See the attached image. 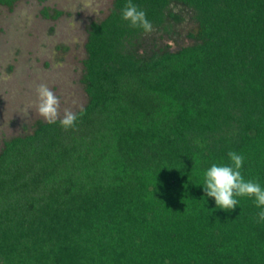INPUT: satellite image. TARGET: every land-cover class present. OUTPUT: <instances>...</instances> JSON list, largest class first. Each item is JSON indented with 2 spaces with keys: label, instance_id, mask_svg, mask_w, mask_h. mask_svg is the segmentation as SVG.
I'll use <instances>...</instances> for the list:
<instances>
[{
  "label": "trees",
  "instance_id": "trees-1",
  "mask_svg": "<svg viewBox=\"0 0 264 264\" xmlns=\"http://www.w3.org/2000/svg\"><path fill=\"white\" fill-rule=\"evenodd\" d=\"M128 2L87 25L74 127L3 142L0 264H264L254 198L225 212L201 185L234 151L264 188V0H131L152 29L194 23L148 53Z\"/></svg>",
  "mask_w": 264,
  "mask_h": 264
},
{
  "label": "rangeland",
  "instance_id": "rangeland-1",
  "mask_svg": "<svg viewBox=\"0 0 264 264\" xmlns=\"http://www.w3.org/2000/svg\"><path fill=\"white\" fill-rule=\"evenodd\" d=\"M112 0H17L8 9L0 6V149L11 137L30 133L35 120L46 121L35 107L43 83L60 99L64 109L75 112L87 100L81 81L87 25L103 19ZM46 8L61 13L43 15ZM177 11V8H174ZM167 32L152 29L143 35L139 53L167 46L175 50L190 43L186 32L194 26L189 14Z\"/></svg>",
  "mask_w": 264,
  "mask_h": 264
},
{
  "label": "clouds",
  "instance_id": "clouds-1",
  "mask_svg": "<svg viewBox=\"0 0 264 264\" xmlns=\"http://www.w3.org/2000/svg\"><path fill=\"white\" fill-rule=\"evenodd\" d=\"M121 17L132 28H141L145 32L152 29L146 13L131 3V0L121 10ZM32 107H35L38 114L49 124H55L59 120L65 130L73 128L77 121V114L67 108L61 117L59 97L43 83L36 87V98L26 106L25 114L28 108ZM228 157L230 164L223 166L213 164L204 173L201 185L205 196L214 198L215 208L225 212L235 210L239 205L238 197L254 198L256 206L262 209L257 214V222L264 221V188L258 182L245 180L242 176L240 169L245 159L243 155L233 151L228 153Z\"/></svg>",
  "mask_w": 264,
  "mask_h": 264
},
{
  "label": "crops",
  "instance_id": "crops-1",
  "mask_svg": "<svg viewBox=\"0 0 264 264\" xmlns=\"http://www.w3.org/2000/svg\"><path fill=\"white\" fill-rule=\"evenodd\" d=\"M1 6V5H0ZM5 7V6H4ZM7 8V7H6ZM12 8V7H11ZM52 13H53V11H52ZM61 13V12H60Z\"/></svg>",
  "mask_w": 264,
  "mask_h": 264
}]
</instances>
